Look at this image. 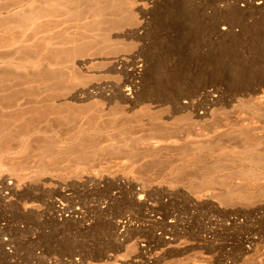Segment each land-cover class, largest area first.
Here are the masks:
<instances>
[{
    "label": "rangeland",
    "instance_id": "1",
    "mask_svg": "<svg viewBox=\"0 0 264 264\" xmlns=\"http://www.w3.org/2000/svg\"><path fill=\"white\" fill-rule=\"evenodd\" d=\"M51 95L94 127L73 144L76 125L46 120L0 135V264H264V197L179 163L211 151L185 142L197 125L264 110V0H0V110ZM148 112L186 121L178 145L153 144Z\"/></svg>",
    "mask_w": 264,
    "mask_h": 264
},
{
    "label": "bare ground",
    "instance_id": "2",
    "mask_svg": "<svg viewBox=\"0 0 264 264\" xmlns=\"http://www.w3.org/2000/svg\"><path fill=\"white\" fill-rule=\"evenodd\" d=\"M229 26H231V25H229ZM228 29H229V27L228 28L227 27H223V30H228ZM90 88H93L95 91L97 90L98 92L99 91L100 92L109 91L110 93H113V92L120 93V94L123 93L122 88L119 85H114V84L97 85L95 87L93 86V87H90ZM90 88H88L87 91H86V89L85 90L83 89V91L80 90L79 91L80 94H78V93L75 94L72 97V99H76V98L77 99H82V98H85V97H91L94 92ZM58 96H59V94H58ZM124 97H125V99L123 101L124 102L126 101L127 103H132L133 100H134V97L132 96V94L124 95ZM58 98L57 97H53L52 95L50 97H48V98H44L39 103H37V104H35L33 106L34 109L29 110L28 112H21V111H15V110H11V111H9V110H0V135L5 134V132H7V131L9 132L12 129L13 130L18 129V130H22L23 131V133L25 134V138L26 137L29 138L33 133H36L33 130V128H32V124L34 122H37V121L46 120V121H52V122H54V124L56 123V125H59L61 127L62 126H66L68 124H74V125H71V126H75L76 125V128L73 127L75 132H71L70 134H66V135L59 134V135H61L60 136V142L62 144H73L75 141H77L79 138H81L80 137L81 136L80 133L82 132V130H84V129H81V128H84V126L83 127L79 126L81 121L84 118L89 117L90 115L89 116L87 115L85 117V116H83L85 114L84 112L79 113L78 111H75V112L74 111H72V112L70 111L71 114L70 115L69 114L66 115L69 112H66V114L60 113L61 112L60 108H59L60 112L58 110H57L58 112L55 111L56 107L58 109V106H55V108H52L51 106H53L52 102H54ZM110 98L111 97H109V99ZM113 98H115V97H113ZM262 102H264V100ZM173 103L176 104L175 102H173ZM39 104H40V107L42 108L41 110L38 109V108H40ZM178 104L179 103H177V105H175L176 108H178L177 106L180 105V104L179 105ZM192 105H191V107H192ZM188 106H190V105H188ZM134 107H136V106H134ZM196 107H197V105H196ZM263 107H264V105L262 106V108ZM144 108H146V106ZM144 108H143V110H144ZM148 108L150 109V106ZM184 108H185V106H184ZM257 108H254V109H256L258 111V113L255 114V112H254L255 110H254L253 111L254 113L253 114L251 113V115H247L248 113H246V114L242 113V115H241V113H240V115H238V116H228V114H227V116L224 115L222 117V116H218L217 115V116H214L213 118H211V117L208 116V114H205V112H204V113H201V114H203L202 117L201 116H196V117L194 116V118H192V119H190L188 121L190 123L189 127L191 125L192 126L193 125L196 126L197 123L199 121H201V120L206 122L207 119L211 118V121H209V120L208 121L211 122L212 128L209 125H207V124H206V128H207V126H209V128H211V129H206L202 125H197L196 126L197 128H195L197 130L196 131V136L193 134V131L195 132L194 128L192 129L193 130L192 132H191V130L188 131V129H187V131H188L187 132V141H185V142L193 141V143L195 142L196 145L197 144L199 145L200 144L199 143L200 142L199 139H201L203 141L201 142V144L199 146H197L199 151H202L203 149L206 150L210 145L213 148L212 147L210 149L208 148V150H211V151L210 152L208 151V154L206 152L204 156H203V154H199V155L203 156V158H201L199 155L198 156L200 158H198L197 155H196L197 157L196 156H192V154H193L192 151L193 150L191 151L192 152V154H191L192 157H189L190 153H189V156L187 158L185 157L186 153H185L184 158L180 157V155H179V157L181 159H183V161H182L180 158H178V160H181V161H179V163L180 162L184 163V165L187 166L188 169H189V167L192 166V164L190 165L191 162L197 163V162L203 160V162L204 161L206 162L205 165H202L204 167H202L200 165L202 169L204 168L203 170L198 169L199 172L196 170V172H197L196 173V172H192V170H194L193 167L190 168V170H191L190 173H195V175H194L195 177H197V178L200 177V176H203V178L204 177H210L208 180H210L211 182L217 183V186H218V182L220 180H222V179H227V181L229 180L232 184H236V185L242 184L241 186L248 187L247 189H245V192H246L245 194H247V195H245V200H247V199H255V198H258V197H264V110H262L260 112ZM53 109H55V110H53ZM260 110H261V108H260ZM82 113H84V114H82ZM161 114L162 113H156V112H155V114H152V113L151 114L150 113L149 114H144L143 117L141 116L142 119L139 116L135 115L137 117V119H138V120H135V122L140 121V119H141V121H146V122L148 121L150 125H152L155 122H159V125L162 127V128H159V132L161 131L159 134L164 135L163 138L156 137V140H154V137L151 136L153 139H151V138L143 139V142L150 144L154 140L153 144L155 145V144L161 143L163 141L164 137H165L166 140L167 139H169L171 141L174 140V141H172V143L173 142L176 143V144L178 142L180 143V141H177L178 139L177 140L175 139L176 137L174 139H173V137L176 136V135L178 137V134L182 135L181 134L182 131L180 133H177V132H178L179 128L181 129L183 124H185V125L187 124L186 121H185V123H183L184 121L183 122H170V121L167 122L165 120V118L162 116L163 114L162 115ZM90 118L92 119V117H89L86 121L88 122V120ZM187 118H188V116H187ZM187 118H185V119H187ZM170 119H171V117H170ZM182 119H184V118H182ZM173 120H175V119H172V121ZM84 121L85 120H83V122ZM89 121L91 122L92 120H89ZM180 121H182V120H180ZM205 122H202V123H205ZM91 123H92L91 126L94 127V122L92 121ZM88 124H89V122H88ZM81 125H82V123H81ZM150 125H148V126H150ZM185 125L183 127H186ZM77 126H79L80 128L77 127ZM69 127H70V125H69ZM93 127H91V128L93 129ZM92 129H91V132H92ZM85 130H88V129L86 128ZM167 134H169V135L167 136ZM185 134H186V131L183 134V136ZM162 135H160V136H162ZM23 136H22V138H23ZM183 136H181V137H183ZM181 137H180V139H181ZM185 137H186V135H185ZM141 138H143V137H141ZM202 138H206V140H204ZM21 139H20V141H24V139H22V140ZM166 140H164V141H166ZM135 141H138V140H135ZM168 141L166 142V144L168 143ZM132 142H134V140H132ZM138 143H140V142H138ZM176 144H174V146L177 147L178 144L177 145ZM158 146L159 145H157L156 147H158ZM181 146H180V149H182L183 147L187 148V145L186 146L181 145ZM178 148H179V146H178ZM178 148H176V149H178ZM185 148H183V149L186 152L187 149L185 150ZM173 149H175V148H173ZM183 149H182V151H183ZM189 149L190 148H188V150ZM195 151H197V150L195 149ZM179 152H181V151H179ZM175 153H177V152H175ZM176 160H177V158H176ZM176 160H175V162L177 163L178 161H176ZM184 165L182 167H184ZM195 165H193V166H195ZM171 166H173V165H171ZM175 166H173L168 171L170 178H171V175H170L171 172L173 173V171H174L176 173L175 170L181 168V167H178V166H177L178 167L177 168ZM197 166H199V165H197ZM174 167L176 168L175 170H174ZM184 169H186V168H184ZM188 169H186L184 171V173ZM180 170L181 169H179V171ZM179 171H177V175H179V173H178ZM165 173H167V172H165ZM163 174H159L160 176H158V177H162L161 175H163ZM177 175L175 174V176H177ZM189 175H187V176L189 177ZM172 176H173V174H172ZM173 178H174V176H173ZM183 178L184 177L183 176L181 177V175H180L179 179L183 180ZM156 179H153V180H156ZM191 179H194V177H192ZM175 180H177V179H175ZM182 180L180 181L181 183H182ZM184 180H186V179L184 178ZM201 180L202 179H200V181ZM173 181H174V179H173ZM184 183H186V182H184ZM243 184H246V186L243 185ZM201 187H202V185H201ZM215 188H218V187H215ZM11 189H13V187ZM210 190H212V189H210ZM234 193H233V195H231V193H230L229 196H231V197L234 196L235 198H239V197L235 196V195H238V194H234ZM227 195H228V193H227ZM232 201H233V199H232ZM239 203H241V202H239Z\"/></svg>",
    "mask_w": 264,
    "mask_h": 264
}]
</instances>
